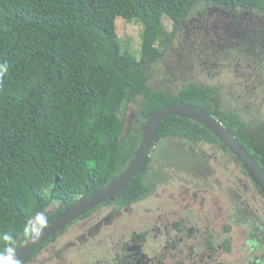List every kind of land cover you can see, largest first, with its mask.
I'll return each instance as SVG.
<instances>
[{"label":"trees","instance_id":"16d2710c","mask_svg":"<svg viewBox=\"0 0 264 264\" xmlns=\"http://www.w3.org/2000/svg\"><path fill=\"white\" fill-rule=\"evenodd\" d=\"M200 6L258 12L264 0H0V258L41 227L40 216L48 223L125 169L146 120L162 107L182 103L216 117L264 167L255 129L220 107L215 88L187 86L171 97L146 86V62L161 58L173 36L163 19L177 28ZM116 18L141 26L139 60L122 50ZM134 95L143 99L133 123L138 128L125 132L122 110ZM178 136L220 143L180 117L161 122L156 141ZM151 161L116 202L148 191Z\"/></svg>","mask_w":264,"mask_h":264},{"label":"rangeland","instance_id":"374dc122","mask_svg":"<svg viewBox=\"0 0 264 264\" xmlns=\"http://www.w3.org/2000/svg\"><path fill=\"white\" fill-rule=\"evenodd\" d=\"M256 13H261V11H256ZM261 16L253 14L251 10H243L236 6L229 8L200 6L191 9V12L177 28L173 27L171 20L163 19L165 30L172 32L173 36L167 47L164 50L161 48V58H154L146 62L145 73L148 90L163 92L167 96L173 97L179 90L187 86L213 87L216 89L215 100L221 108L233 110L242 120L249 123L251 128L263 132L264 72H260L261 69L255 72L252 62L255 60L258 63V69L261 64L264 65L263 57H260L261 52H264V35L258 42L255 41L256 38L252 40L249 37V32L251 30L254 32L255 26L260 24L257 19H263ZM115 26L116 30L118 29V36L120 35L122 50L129 52L134 55L136 60H139L141 26L132 21L125 22L122 18H116ZM142 102L143 99L140 95H134L124 106L121 117L125 132L138 128L133 123L138 117ZM173 148V144H168L167 151L171 153L172 159L176 162L184 161L192 164L190 167L193 172L189 171L190 174L179 172L170 166L173 169L168 171L167 190L174 194L180 212L185 211L186 208L182 203H179L185 202L183 200L185 190H189L191 195L209 191V206L206 203L205 205L208 210L210 209V214L207 216V223L198 222V218H192L191 223L189 221L188 229L193 233L191 240L187 239L185 235L179 237L171 228L166 233L161 226L147 225L144 229L149 238L147 244L151 246L150 251L157 258L160 250L167 247L168 243H175L176 238L179 237L177 239H180L181 242L184 238V243L179 245L180 248L176 252L174 260H183L185 264H200L202 262L207 264H247L253 255H249L247 252L244 228H236L232 233V241L234 240L236 248H230L227 245L224 247V251L211 254V251L206 250L204 245H200V242L207 236L206 230L210 229L211 231L219 226L216 219L217 214L223 217L231 210L233 203L227 197L226 189L229 186L226 184L229 181L228 173L233 170V166L230 162L228 163V159L222 157V154L215 151L210 145L204 147L200 145L194 155L189 154L188 156L185 153L176 154ZM182 179L192 181L197 187H189V184L182 182ZM231 187L236 189L238 185ZM198 204L199 201L196 205ZM240 204L242 205V203ZM144 205V210L150 209L152 212H157L155 215L159 217L163 214L162 210L155 211L157 206L167 205V203L165 201L158 203L150 199L145 201ZM173 205L175 206V204ZM244 207H241V211ZM251 209L254 214L253 218L256 216L259 222L264 225L262 206L252 203ZM182 218L185 223L189 220L187 215H183ZM97 221V216H95L86 226H73L72 228L80 230L67 232L66 237L60 240L58 248L73 242L74 238L86 241L87 229ZM111 238L114 240L125 239L124 236L115 234L109 229L106 235L107 242ZM218 239L219 237L216 240L214 237L209 241L216 246ZM225 239L226 237L223 240ZM233 255H235V260L232 258ZM51 257L50 255L46 256L47 262L43 264H59L55 261L50 263ZM71 257L69 256V258ZM198 258H202L203 261L198 262ZM84 259L87 262L90 260V256ZM37 260L38 262L28 264H40L39 261L42 262L43 256L39 255Z\"/></svg>","mask_w":264,"mask_h":264},{"label":"flooded vegetation","instance_id":"af4514ba","mask_svg":"<svg viewBox=\"0 0 264 264\" xmlns=\"http://www.w3.org/2000/svg\"><path fill=\"white\" fill-rule=\"evenodd\" d=\"M253 14H260L262 15L261 17H263V19H257L260 24L255 26V31L253 32V30H251L249 32V37L252 40L256 38L255 41L258 42L264 35V11H261V13L253 12ZM260 57H263L262 59L264 60V52H261ZM253 61L252 64L255 72L260 69V72H264V65L261 64L258 69V63H256L255 60ZM254 131L257 136L256 139H253V144L255 148H260L264 151V131L258 132L259 130L256 129ZM170 143L173 144V151L176 154L185 153L187 156L189 154L194 155L195 150L199 148L200 145L203 147L210 145L215 151L221 153L222 157L228 159V163L230 162L233 166V170L228 173L229 181L226 184L229 186V188L226 189L227 197L229 201L233 203L231 210L223 215V217L217 214L216 219L219 226L213 228L211 231L207 229V236L200 242V245H204L206 250L211 251V254L224 251V247L227 245H229L230 248L235 247L236 244L234 240L232 241V233L236 228L241 227L245 230V244L248 247L247 252L249 255H253L252 259L247 262V264H264V225L259 222L256 216L253 218L254 214L251 209L252 203H257L262 206L264 213V194L261 192L258 185L248 176L242 164L221 142L215 144H208L207 142L196 144L182 136L165 138L162 141H157L155 148L152 149L150 158H148L152 161L147 166L145 176L143 175L144 182L149 188L148 191L145 193L142 192V195L139 196V198L136 197L137 200L134 198L132 202H126V200L116 202L114 200L110 202V204L104 203L100 205L84 217L74 221L62 232L39 247L32 253L26 264L38 262L37 258L39 255L43 256L42 262L39 261L40 264L47 262L45 257L48 255L52 256L50 263L55 261L56 263L59 262V264H185L183 260H174L176 252L180 248L179 245L184 243V238L183 242L179 241L180 239L177 238L185 235L187 239H193V233L188 229V223L189 221L191 223L192 218H198V222L202 221L203 223H207V216L210 214V209L208 210L206 208L205 203L209 206V191H204L202 193L197 192L191 195L189 190H183V200L185 202L179 203H182L186 208L185 211L180 212L176 205L174 194L167 190V175L169 176L168 171L173 168L179 172L190 174L189 171H192L190 165L192 164H188L184 161H174L171 153L167 151V146ZM259 168L264 173V167L262 168L259 166ZM223 172L226 173V171ZM183 181L189 184L191 188L197 187L196 184L190 180L186 181L182 179V182ZM237 185L238 188L236 189L231 187H236ZM150 199L158 203L161 201L167 203V205L157 206L155 210H162L163 216L157 217L155 215L157 212H152L150 209L144 210L145 201ZM198 201L199 204L196 205ZM240 203H242V205ZM173 204H175V206ZM243 206L245 207L241 211V207ZM53 213H55V210L50 212V214ZM183 215L189 216V220L186 223L182 218ZM95 216H97L98 221L87 229L86 241H79L81 239L74 238L73 242L69 244L66 243L60 249L58 248L60 240L66 237L67 232L80 230L79 228H72L73 226H86ZM155 224L156 226L163 227L166 233H168L171 228L179 236L176 238L175 243H168L167 247L160 250L157 258L154 257L153 252L150 251L151 246L147 244L149 238L146 233L147 231L145 232L144 229L147 225L154 226ZM109 229L115 234L124 236L125 239L119 238L114 240L111 238L107 242L106 235ZM156 230L158 231V228H156ZM214 237L215 240L219 237L216 245L217 247L209 241V239H213ZM225 237L226 239L223 240ZM69 256L72 257L69 258ZM88 256H90V260L86 262L84 258ZM232 258L235 260V255H233ZM199 261L202 262V258H198V262ZM200 264L207 263L202 262Z\"/></svg>","mask_w":264,"mask_h":264},{"label":"water","instance_id":"95a60500","mask_svg":"<svg viewBox=\"0 0 264 264\" xmlns=\"http://www.w3.org/2000/svg\"><path fill=\"white\" fill-rule=\"evenodd\" d=\"M169 117L189 119L209 130L236 157L246 169L248 176L258 185L264 194V173L243 149L236 137L232 136L216 117L208 115L199 108L182 103L169 105L158 109L146 120L143 126L141 143L125 169L99 190L89 196L77 199L72 206L49 221L42 227V234L38 238L33 234L15 250L13 258L17 262L21 261L50 238L57 235L74 221L85 216L91 210L106 202H113L132 182L151 155L152 149L157 144L156 135L158 128L161 122ZM0 264H2V261H0Z\"/></svg>","mask_w":264,"mask_h":264},{"label":"clouds","instance_id":"9594fccd","mask_svg":"<svg viewBox=\"0 0 264 264\" xmlns=\"http://www.w3.org/2000/svg\"><path fill=\"white\" fill-rule=\"evenodd\" d=\"M156 143H157V141H156ZM149 158H150V156H149ZM147 160H148V159H147ZM147 160H146V161H147ZM254 162H255V161H254ZM144 164H145V163H144ZM98 207H99V206H98ZM96 208H97V207H96ZM93 210H94V209H93ZM91 211H92V210H91ZM91 211H90V212H91ZM90 212H88V213H90ZM88 213H87V214H88ZM87 214H86V215H87ZM83 217H84V216H83ZM46 223H47L46 218L40 216V217H39V225H40L41 227H38V228H34V229L29 230V231H28V235L35 234L36 237L38 238L39 235L42 234V227H43L44 225H46ZM71 224H72V223H71ZM71 224H70V225H71ZM67 227H68V226H67ZM67 227H66V228H67ZM66 228H64V229H66ZM64 229H63V230H64ZM63 230H62V231H63ZM62 231H60V232H62ZM60 232H59V233H60ZM55 236H56V235H55ZM55 236H54V237H55ZM52 238H53V237H52ZM50 239H51V238H50ZM50 239H49V240H50ZM49 240H48V241H49ZM45 243H46V242H45ZM45 243H44V244H45ZM41 246H42V245H41ZM41 246H40V247H41ZM37 249H38V248H37ZM37 249H36V250H37ZM36 250H35V251H36ZM33 252H34V251H33ZM33 252H32V253H33ZM8 253H9L8 255H7V254H6V255H3V256L0 258V261H2V264H19V263L23 260V259H22L21 261L17 262V261L13 258V257H14V254H15V250H14V249H11V248L8 249ZM30 254H31V253H30ZM30 254H29V255H30ZM4 256H6V257H4ZM3 257H4V258H3ZM26 257H27V256H26ZM26 257H25V258H26Z\"/></svg>","mask_w":264,"mask_h":264}]
</instances>
